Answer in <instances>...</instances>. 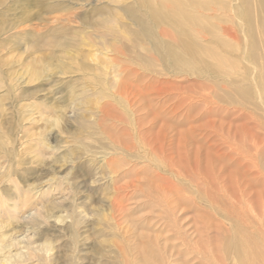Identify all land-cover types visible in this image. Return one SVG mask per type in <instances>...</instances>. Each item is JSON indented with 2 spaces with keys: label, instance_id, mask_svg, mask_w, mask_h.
Wrapping results in <instances>:
<instances>
[{
  "label": "rangeland",
  "instance_id": "obj_1",
  "mask_svg": "<svg viewBox=\"0 0 264 264\" xmlns=\"http://www.w3.org/2000/svg\"><path fill=\"white\" fill-rule=\"evenodd\" d=\"M51 1L0 0V262L264 264V0H200L186 67L138 34L134 0ZM58 31L80 45L67 72L33 77Z\"/></svg>",
  "mask_w": 264,
  "mask_h": 264
},
{
  "label": "bare ground",
  "instance_id": "obj_2",
  "mask_svg": "<svg viewBox=\"0 0 264 264\" xmlns=\"http://www.w3.org/2000/svg\"><path fill=\"white\" fill-rule=\"evenodd\" d=\"M23 2L24 4L26 2V5H32L35 7L37 6L38 9L39 8L46 9L48 13H54L56 10L59 9L58 4H54V2H52L51 0H34L33 2L32 0H23ZM202 7H204V5L203 2L200 0H134V6L130 7L128 11L130 12L133 22L137 26L138 34H141V36H143L144 38H149L152 41L153 49L157 52L159 56H161V58L171 60L175 65L178 63V65L186 67L188 66L187 65L188 61L185 60V57L194 56L199 52L197 51L195 45V41L197 40L194 38L193 30L197 28L198 25L202 26V22H201L202 18L199 15H197V12L200 9H202ZM259 7H260V11L264 14V4L259 5ZM138 12L141 13L142 15L144 13L147 16V21L143 19ZM111 19L107 17L106 19L100 20L99 23L106 27L108 26L113 28L114 21H112ZM167 24L171 26V28L172 27L175 28L173 29L174 34L171 35L172 41H170V44L172 46H176V49L180 48L179 52L178 51L176 52L175 51L176 49H171L166 54L165 52L162 51L164 49L163 41H162V37L158 35L157 30L160 29L159 27H161L162 25H167ZM261 27L264 30L263 23L261 24ZM112 28H109V30H112ZM70 37L71 36H61V34H59L58 31L56 34H54L47 41L44 42L43 45L44 47L53 48L56 50L55 51L53 50L50 56L45 58L44 60H39V58L37 60L34 56H32V60L34 61L33 63L29 62L27 66L29 67L30 65L37 66V67L35 66V68L32 70L30 69L31 71H33V77L38 76L39 72H41L42 70H56L57 72H55V74L53 75H61V76L62 74H65V72H67L68 67L66 65L67 64L66 59L70 57L69 56L71 53L70 50L77 49L78 48L77 45L80 46L78 43L79 41L77 42L74 38H70ZM20 45L21 44H19V46ZM251 45H253L252 48H256L254 44ZM29 48L30 50L35 49V44L29 45ZM209 54L211 55L210 52ZM216 59L218 63L217 68L224 67L226 61H222V59L218 55L216 56ZM104 81L107 82L104 78H102L99 84V88L101 90L102 95L107 94L108 90L110 89V85L108 84V82L107 85H105ZM6 144L8 143H6V141L4 140L3 134L0 129V152H2L3 157L5 158L7 157L6 159L13 160V153L15 151H9L10 149L9 150L7 149ZM39 146L40 147H38V152L36 155L41 156V154H43V149L46 146L43 140L39 142ZM0 169L2 170L3 167L0 166ZM14 183H16V181ZM17 187L18 186H15V188ZM37 217L40 218L42 217L45 219L47 218L44 217L42 214H38ZM61 219L62 218H58L57 221L61 223L65 221ZM1 228L2 227H0V230ZM230 246L231 247L233 246L232 248L237 250L238 253H240V255L244 250V245L241 243H237L236 241L234 242L232 241ZM0 247L1 249H4L7 246H0ZM47 247H48L47 244L42 245L40 247L41 249L39 250V252L41 253L42 251L43 252L47 251ZM49 250L50 249L48 248V251ZM21 253L18 258V261H20L19 263L29 264V262L25 261L24 254ZM31 253L33 254V256L34 254L36 255L38 254L39 257V253L34 251L33 249H30L29 254L31 255ZM39 262H40V258H39ZM1 263L7 264L5 261L0 262V264Z\"/></svg>",
  "mask_w": 264,
  "mask_h": 264
}]
</instances>
